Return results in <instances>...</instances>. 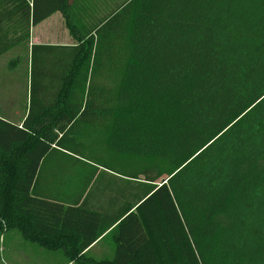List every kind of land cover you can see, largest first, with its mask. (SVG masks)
<instances>
[{
    "label": "trees",
    "instance_id": "16d2710c",
    "mask_svg": "<svg viewBox=\"0 0 264 264\" xmlns=\"http://www.w3.org/2000/svg\"><path fill=\"white\" fill-rule=\"evenodd\" d=\"M67 2L0 0V56L56 12L74 42L31 47L26 115L0 118V236L65 264H264V0Z\"/></svg>",
    "mask_w": 264,
    "mask_h": 264
},
{
    "label": "crops",
    "instance_id": "0c3cea01",
    "mask_svg": "<svg viewBox=\"0 0 264 264\" xmlns=\"http://www.w3.org/2000/svg\"><path fill=\"white\" fill-rule=\"evenodd\" d=\"M29 4H33V0H27ZM49 1L56 3L63 0H35L36 11H40V7ZM68 11H74L79 17L80 11H118V0H67ZM95 14V13H94ZM19 26V25H18ZM13 32L16 27L14 21ZM5 28V27H4ZM68 30L65 26V20L60 12H56L37 24L30 26L28 43L25 48L36 47H69L73 46ZM21 49V44L9 50L0 58L10 54L16 55ZM0 80L9 79L10 71L0 68ZM0 111L7 113L3 120L20 124L25 115L19 114L17 105L0 103ZM14 119V120H13ZM108 244V246L106 245ZM110 245L107 240L103 239L93 244L87 249V254L96 259H103L111 254ZM3 261V263H2ZM0 264H65V259L61 252H47L23 241L20 235L15 231L5 232L0 236Z\"/></svg>",
    "mask_w": 264,
    "mask_h": 264
},
{
    "label": "rangeland",
    "instance_id": "374dc122",
    "mask_svg": "<svg viewBox=\"0 0 264 264\" xmlns=\"http://www.w3.org/2000/svg\"><path fill=\"white\" fill-rule=\"evenodd\" d=\"M36 55L37 52L34 51L32 53L31 48H21L17 51L16 55L10 54L0 58V68L2 70L4 69V71L9 70L11 72L8 77L9 79L0 80V103L17 105L19 114H24L27 111L30 87L32 85L33 87L35 86L37 71ZM12 62L13 66L10 65L9 69V63ZM0 116L5 118L7 113L0 111ZM108 243L111 247V254H108L105 258L111 259L113 247L110 242ZM106 245L108 246L107 243Z\"/></svg>",
    "mask_w": 264,
    "mask_h": 264
}]
</instances>
